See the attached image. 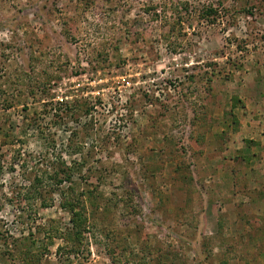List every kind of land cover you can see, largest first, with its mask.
Wrapping results in <instances>:
<instances>
[{
    "label": "rangeland",
    "instance_id": "obj_1",
    "mask_svg": "<svg viewBox=\"0 0 264 264\" xmlns=\"http://www.w3.org/2000/svg\"><path fill=\"white\" fill-rule=\"evenodd\" d=\"M0 264H264V0H0Z\"/></svg>",
    "mask_w": 264,
    "mask_h": 264
},
{
    "label": "trees",
    "instance_id": "obj_2",
    "mask_svg": "<svg viewBox=\"0 0 264 264\" xmlns=\"http://www.w3.org/2000/svg\"><path fill=\"white\" fill-rule=\"evenodd\" d=\"M212 11V8H209V10H207L206 12L208 13H210ZM69 180H70V176H65L64 178H58V176H57V178H55V182H57V183H64V182H66V181H68L69 182ZM72 213H74V211H72Z\"/></svg>",
    "mask_w": 264,
    "mask_h": 264
}]
</instances>
